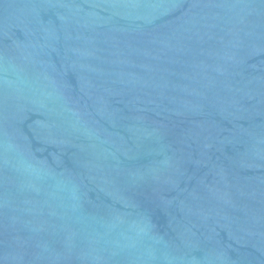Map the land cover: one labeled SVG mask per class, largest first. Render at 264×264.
Instances as JSON below:
<instances>
[{
    "label": "water",
    "instance_id": "obj_1",
    "mask_svg": "<svg viewBox=\"0 0 264 264\" xmlns=\"http://www.w3.org/2000/svg\"><path fill=\"white\" fill-rule=\"evenodd\" d=\"M0 264H264V0H0Z\"/></svg>",
    "mask_w": 264,
    "mask_h": 264
}]
</instances>
